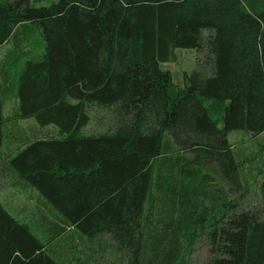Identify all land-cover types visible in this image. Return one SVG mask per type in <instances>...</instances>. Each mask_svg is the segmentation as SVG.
<instances>
[{"label": "trees", "instance_id": "obj_1", "mask_svg": "<svg viewBox=\"0 0 264 264\" xmlns=\"http://www.w3.org/2000/svg\"><path fill=\"white\" fill-rule=\"evenodd\" d=\"M0 47V145L9 94L37 121L0 154L36 198L0 200V264H264V157L228 138L264 131V0H0Z\"/></svg>", "mask_w": 264, "mask_h": 264}, {"label": "rangeland", "instance_id": "obj_2", "mask_svg": "<svg viewBox=\"0 0 264 264\" xmlns=\"http://www.w3.org/2000/svg\"><path fill=\"white\" fill-rule=\"evenodd\" d=\"M36 39L41 40L38 35L35 36V40ZM3 47H0V50H2ZM195 64L196 49L194 47H176L172 52L171 58L161 62L160 65L162 68L170 71L172 82L175 85H182L185 80V74H189L194 69ZM204 103L210 105V102H207V100L206 102L204 101ZM17 108L18 102L16 97L9 94L3 105V129L5 138L0 145V154L10 151L9 148H13V146L17 144V142H21L24 137H32L31 132L37 126V121L33 116L17 118ZM94 110L95 109L92 108V112H94ZM213 117L219 118V113L214 111ZM100 125L101 124L96 118H94L91 123L88 124V127L96 128ZM45 130L57 134L56 127L53 125L42 129V131ZM228 138L235 143L236 147L246 148L243 151L244 157H250L252 154H255V152L259 154L261 152V155L264 157V131L253 136L246 129H232L228 132ZM31 194H34L33 190H24L23 188L10 185L0 186V200L7 203L11 210L17 213H21L20 211H23V208H31L36 202V198L31 196ZM104 235H100L99 237ZM99 237L97 238L100 239ZM209 248V244L205 242H199L196 249L192 247L189 253V264H204L211 255Z\"/></svg>", "mask_w": 264, "mask_h": 264}]
</instances>
